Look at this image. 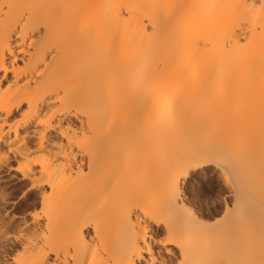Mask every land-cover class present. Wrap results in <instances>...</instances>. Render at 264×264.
Here are the masks:
<instances>
[{"label":"bare ground","instance_id":"bare-ground-1","mask_svg":"<svg viewBox=\"0 0 264 264\" xmlns=\"http://www.w3.org/2000/svg\"><path fill=\"white\" fill-rule=\"evenodd\" d=\"M263 146L264 0H0V264H148L159 227L185 264H264ZM190 168L234 189L216 232Z\"/></svg>","mask_w":264,"mask_h":264},{"label":"snow or ice","instance_id":"snow-or-ice-1","mask_svg":"<svg viewBox=\"0 0 264 264\" xmlns=\"http://www.w3.org/2000/svg\"><path fill=\"white\" fill-rule=\"evenodd\" d=\"M40 123L44 125V134L48 135V133H52L54 135L64 136L65 131L59 125L50 122L49 120H41ZM51 138V137H50ZM69 143L72 141L69 139ZM14 149L9 148L8 151L11 152ZM199 166H196L198 169ZM17 172H26L28 169L24 167V164H21L19 168L16 169ZM183 176L187 178L188 186L185 187L183 195L187 197V199L191 202L193 207H201L205 203L211 206L215 197L217 196L216 186L211 181H205L201 179L198 175V172L193 169H186L183 173ZM27 178V177H26ZM37 188L36 184H32L29 186L28 184H24L19 190L16 191L13 200L15 203L23 206L27 204L32 195ZM135 210L132 208L128 209L129 215L131 216ZM37 216L39 213L36 214ZM149 237L147 231L144 233V244L141 246V252H147L152 259H149L148 264H185L184 261L179 260V254H175L176 258L173 259L174 249L170 247L173 243L171 237H165L163 239H157L155 244L159 246V257H156L155 251L152 247H148ZM139 264H144V257L141 256L139 260Z\"/></svg>","mask_w":264,"mask_h":264},{"label":"rangeland","instance_id":"rangeland-1","mask_svg":"<svg viewBox=\"0 0 264 264\" xmlns=\"http://www.w3.org/2000/svg\"><path fill=\"white\" fill-rule=\"evenodd\" d=\"M132 116H134V115H132ZM132 119H134V117H132ZM110 123L112 125H114L113 119L110 120ZM260 154H261V156H264V146L261 148ZM197 172H198V175L201 179H203L205 181H211L216 186L218 194L215 197L214 201L212 202L211 206H209L207 203H205L201 207H193L191 202L188 200L189 208L194 210V212L199 217H202L205 220H207L210 227H211V230H214L216 232V230L220 229V227L223 224L224 225L227 224L228 219H226V218H229V216H226L228 213L227 214H225V213L228 211H226L225 209L227 208V210H229V212L231 210H233V207H234L235 202H236L235 201V193L233 191L234 189L232 186L229 185V183L225 182V180L223 179L224 176L219 171V169H214L213 172H211V174H207L208 176H206V173L203 174L202 170H197ZM187 186H188V181H186V187ZM8 192H10V190H8ZM15 193H16V191L10 192V194L13 195V196H11L12 198L14 197ZM163 219L165 220L166 218H163ZM214 231H212V232H214ZM165 237H167V235L165 234V232H163L162 227L157 228V230L154 232V240L155 241L157 239H163ZM171 248H173V247H171ZM156 249L159 250V247H156ZM174 251L177 252V250H175V249H174Z\"/></svg>","mask_w":264,"mask_h":264}]
</instances>
